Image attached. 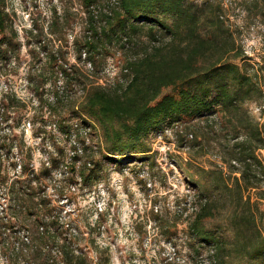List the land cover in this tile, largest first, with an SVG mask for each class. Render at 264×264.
Wrapping results in <instances>:
<instances>
[{
    "label": "rangeland",
    "instance_id": "rangeland-1",
    "mask_svg": "<svg viewBox=\"0 0 264 264\" xmlns=\"http://www.w3.org/2000/svg\"><path fill=\"white\" fill-rule=\"evenodd\" d=\"M1 4L5 20L0 33V264H32L27 249L38 236L39 224L52 221L59 230L63 226V232L82 234L74 246L81 248L89 264H213L212 246L199 256L195 253L198 242L188 233L192 208L181 215L177 206V200L190 194L188 201H195L197 207L200 198L194 195L209 188L203 184L207 181L202 168L222 165L217 150L198 155L193 147L199 120L151 134L148 152L108 161L102 157L100 126L83 114L76 117L73 122L89 128L87 144L98 165L88 184L79 182L66 174L70 141L59 130V118L48 117V102L55 91L65 92L63 70L76 76L66 89L76 104L93 86L111 90L114 83L126 82L123 65L136 52L130 44L115 43L99 53L81 54L91 35L90 13L83 0H1ZM224 6L251 64L260 62L264 8L248 11L244 0H224ZM142 41L146 42L145 36ZM248 106L261 119L258 106ZM259 156L258 178L264 189V150ZM50 157L56 158L54 168ZM77 167H84V158ZM20 175L15 188L25 198L15 211L17 205L8 208V198L1 194L4 187L14 188L11 182ZM259 214L264 234V202ZM226 216L222 211L205 220L218 240L233 238Z\"/></svg>",
    "mask_w": 264,
    "mask_h": 264
},
{
    "label": "trees",
    "instance_id": "trees-1",
    "mask_svg": "<svg viewBox=\"0 0 264 264\" xmlns=\"http://www.w3.org/2000/svg\"><path fill=\"white\" fill-rule=\"evenodd\" d=\"M83 4L90 13L91 35L81 54L99 53L119 43L130 44L136 55L123 65L126 82L114 83L111 90L93 86L78 104L66 92L76 76L62 71L65 92L55 91L48 102V117L59 118V130L70 141L66 174L88 184L98 167L87 144L89 128L73 122L82 114L100 126L102 157L108 161L148 152L151 134L197 119L193 147L198 155L217 150L222 165L202 168L207 181L203 184L209 188L202 190L203 195H194L200 198L197 207L195 201H188L190 194L177 200L181 215L193 210L188 233L198 242L195 253L199 256L212 246L213 264H264L259 218L264 189L258 178L262 171L259 152L264 150V55L251 64L230 24L224 0H83ZM244 4L248 11L264 8V0H244ZM4 20L0 0V33ZM143 36L144 43L140 42ZM250 103L258 106L261 119L251 114ZM62 109L68 112L60 113ZM82 158L84 167L78 168ZM53 161L56 158L50 157V168H54ZM20 178L11 182L14 188L4 187L1 194L8 198V208L17 205L15 211L22 208L19 203L25 198L15 188ZM222 211L227 214L232 239L218 240L206 227L205 220ZM39 225L38 236L27 249L32 264H89L81 248L74 246L82 234L63 232V226L60 231L54 221Z\"/></svg>",
    "mask_w": 264,
    "mask_h": 264
},
{
    "label": "built area",
    "instance_id": "built-area-1",
    "mask_svg": "<svg viewBox=\"0 0 264 264\" xmlns=\"http://www.w3.org/2000/svg\"><path fill=\"white\" fill-rule=\"evenodd\" d=\"M166 130H168V129H166Z\"/></svg>",
    "mask_w": 264,
    "mask_h": 264
}]
</instances>
